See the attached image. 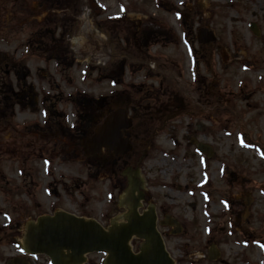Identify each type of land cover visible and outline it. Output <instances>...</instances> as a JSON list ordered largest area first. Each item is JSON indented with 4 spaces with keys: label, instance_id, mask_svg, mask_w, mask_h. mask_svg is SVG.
Here are the masks:
<instances>
[{
    "label": "rangeland",
    "instance_id": "rangeland-1",
    "mask_svg": "<svg viewBox=\"0 0 264 264\" xmlns=\"http://www.w3.org/2000/svg\"><path fill=\"white\" fill-rule=\"evenodd\" d=\"M116 109L133 152L86 157ZM123 162L144 180L140 210L179 224L158 225L174 264L264 262V0H0V260L39 216L122 220Z\"/></svg>",
    "mask_w": 264,
    "mask_h": 264
},
{
    "label": "water",
    "instance_id": "water-1",
    "mask_svg": "<svg viewBox=\"0 0 264 264\" xmlns=\"http://www.w3.org/2000/svg\"><path fill=\"white\" fill-rule=\"evenodd\" d=\"M203 33L205 31L199 32ZM211 40V35H208L202 42ZM132 124L125 109L112 111L95 127L93 134L80 143L84 154L91 156L104 149L115 156L128 154L133 148L128 137L122 136V130L129 129ZM198 150L210 153L203 145H199ZM122 175L127 178L124 192L127 213L123 222L112 223L104 229L94 220L58 211L26 224L24 250L31 255L47 256L50 264H83L86 255L91 253L104 254L106 257L102 264H173L156 230L153 209L148 207L147 211L138 213L144 199V183L139 170L128 167ZM133 238L143 240L137 254L130 246Z\"/></svg>",
    "mask_w": 264,
    "mask_h": 264
},
{
    "label": "flooded vegetation",
    "instance_id": "flooded-vegetation-1",
    "mask_svg": "<svg viewBox=\"0 0 264 264\" xmlns=\"http://www.w3.org/2000/svg\"><path fill=\"white\" fill-rule=\"evenodd\" d=\"M253 24V23H252ZM252 24H250V26L252 25ZM255 26V25H254ZM256 27V26H255ZM257 28V27H256ZM203 40V39H202ZM196 41V43L199 45V43H198V39H196L195 40ZM210 42H208L207 43V45L209 44ZM199 46H203V47H206V43H200V45ZM198 46V47H199ZM208 47V46H207ZM16 98L17 99H21L22 97H19V96H16ZM92 132H93V130H92ZM92 132H91V134H92ZM90 134V135H91ZM89 135V136H90ZM85 138H87V137H85ZM84 138V139H85ZM107 153H109V152H107ZM111 154V153H110ZM112 155V154H111ZM113 156V155H112ZM126 211V210H125ZM142 210H140V212H141ZM155 211V210H154ZM125 213V212H124ZM155 214H156V212H155ZM156 217H157V215H156ZM168 218L169 217H167V221H166V223H164L165 221H162V222H158V219H157V227H158V225L159 226H163V225H168V226H170V225H173L174 224V229L172 228V230H173V233H176V232H178V230H179V228H180V226H179V224L178 223H176L175 221H170V220H168ZM232 223V222H231ZM231 227H232V224L230 225V229H231ZM243 233H246V232H243ZM159 234L161 235V237H162V240H163V243H164V246H165V249H166V245H165V242H164V239H163V236H162V234L159 232ZM228 235V234H227ZM234 236V233L233 232H231L226 238H228V239H230V238H232ZM243 237V239H240V243H238L237 244V241L235 242V244L236 245H239L240 244V248L241 249H243L242 248V246L243 245H247L248 246V244H246V242H247V239L248 238H246L245 237V235H243L242 236ZM132 243H134L135 244V247H136V249L141 245V241H139V240H133L132 241ZM214 244H215V246L217 247V246H219L220 244H221V239H219V238H215L214 239ZM249 247V246H248ZM167 251V250H166ZM168 253V252H167ZM169 254V253H168ZM219 255V250H218V248H216V250L214 251V254H212V253H208V258L211 260V259H216L217 258V256ZM215 261V260H214ZM30 262H33V263H35V259L34 260H30L29 259V257L28 256H26V255H24V254H22V253H18L17 254V256H15V257H13V258H10V259H7L6 261H4V259H2L1 258V260H0V264H31ZM173 262H174V260H173ZM175 263V262H174ZM240 263H242V264H250L249 263V261L248 260H245V259H241L240 260ZM262 264H264V262H262Z\"/></svg>",
    "mask_w": 264,
    "mask_h": 264
},
{
    "label": "trees",
    "instance_id": "trees-1",
    "mask_svg": "<svg viewBox=\"0 0 264 264\" xmlns=\"http://www.w3.org/2000/svg\"><path fill=\"white\" fill-rule=\"evenodd\" d=\"M118 177H119V174H118ZM121 177V176H120ZM123 181H125V180H123Z\"/></svg>",
    "mask_w": 264,
    "mask_h": 264
},
{
    "label": "bare ground",
    "instance_id": "bare-ground-1",
    "mask_svg": "<svg viewBox=\"0 0 264 264\" xmlns=\"http://www.w3.org/2000/svg\"><path fill=\"white\" fill-rule=\"evenodd\" d=\"M85 29V28H84Z\"/></svg>",
    "mask_w": 264,
    "mask_h": 264
}]
</instances>
